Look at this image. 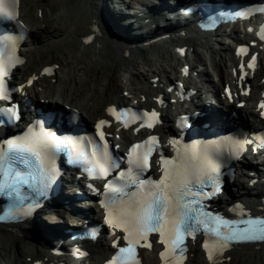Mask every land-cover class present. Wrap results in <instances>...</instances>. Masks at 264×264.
<instances>
[{"label":"snow or ice","instance_id":"6c2138e0","mask_svg":"<svg viewBox=\"0 0 264 264\" xmlns=\"http://www.w3.org/2000/svg\"><path fill=\"white\" fill-rule=\"evenodd\" d=\"M258 10L264 11V8ZM17 15L16 0H0V17L16 19ZM258 35L264 40V25ZM17 46L14 36L0 34V99L3 100L10 99L6 77L16 64L23 62L17 54ZM238 51L244 52L245 49ZM248 67H253L252 62H249ZM44 71L51 74L52 70L46 68ZM184 71L187 72V69ZM31 83L32 80H29L28 84ZM23 88L24 85H20V90ZM260 106L264 108V101ZM3 111L9 114L8 121L0 118V124L21 118L15 105ZM107 111L118 120L121 119L115 108L109 107ZM143 118L145 125L152 128L158 121V113L145 111ZM135 119L139 117L134 116L133 122ZM180 119L184 121L187 117ZM108 123L107 120H100L95 126L96 135L103 143L98 144L89 138L90 154L77 151L72 162L81 165L90 176L98 175L101 178H107L113 170H119L104 185L103 198L100 200L105 213L104 222L111 229L123 233L126 242L125 247H118L109 264H139L137 246L150 248L149 237L152 233L159 235V243L164 246V251L160 253L164 264H181L186 251V238H194L201 231L207 237L203 248L210 262L217 254H223L232 243L264 241V217L252 216L241 209L237 219H226L204 210L203 199L219 192L221 182L222 165L214 158L211 148L195 143L184 145L181 149L176 147L178 141L172 140L170 143L174 145L176 155L166 158L161 154L160 179H144L157 145V137L150 136L146 141L133 145L128 153V168L120 169L105 139L103 128ZM124 126H128L127 120ZM252 142H237L231 154L240 155L246 145ZM5 144L6 147L0 145V193L20 198L23 195L22 186L35 185L42 196L46 195L58 174L53 154L58 149L67 148V143L52 133L43 130L37 133L29 128L23 135H17ZM261 146H264V137L257 145ZM69 155L73 156V153L70 151ZM18 165H22L24 170ZM207 186H211L213 191L204 192ZM118 240L117 235L113 244L117 245Z\"/></svg>","mask_w":264,"mask_h":264},{"label":"bare ground","instance_id":"6f19581e","mask_svg":"<svg viewBox=\"0 0 264 264\" xmlns=\"http://www.w3.org/2000/svg\"><path fill=\"white\" fill-rule=\"evenodd\" d=\"M39 1L41 2L42 0H37V3H35L36 16L34 15L32 18L34 20L31 21V26L26 21L31 31L30 41L24 44L23 47L28 59L18 73L22 75L26 74L27 76L32 74V72L38 73L44 64H49L56 60L57 50L52 47L58 42L60 45L64 44L65 46H71L77 49L84 45L82 49H86L87 52L90 53V60L94 59V61H97L100 65L95 68V71L91 70L86 72L85 77L80 76L76 68H73L76 69L74 73L72 72L73 69L69 68L71 69L69 71L71 74H67V79L70 84L73 85L72 88L67 86L64 87L65 83L62 82H58L57 87H55L54 84H49V87L45 90L44 96L48 98L49 101H51L50 95L52 92L60 91L63 100L74 105H82L81 109H84L88 116L94 117L96 114L102 113L104 102L119 97L118 92L120 88L117 82L124 76L123 74L121 75V73L126 71L129 66L134 65L138 59L142 60V67H148V71L152 70V74L148 76V80H146L147 78H140L146 73L140 72L137 68H134L133 72L129 71L131 77L138 78L139 76V79L144 81L140 89L133 88L134 94L135 96H139V93H150L152 89L150 79L158 75L156 71L165 73L168 59L172 61L173 68L177 71V65L180 60L177 54L173 52V50H170L169 45H166L167 42L172 45L173 43L178 44L176 46L184 43L193 46V53L197 58H199V52L196 42L200 41L205 43L210 57L215 62V69L218 77L226 80L229 75L226 70L227 62L222 60L223 54L229 50L227 44L224 42L219 45L223 54L218 55V58L216 56L217 54H215L212 49V45L209 44V39L205 35H198L194 31H189L186 36H179L177 34L175 36L171 35L168 41H165L166 39H160L156 42H152L150 40L160 33H156V31L152 29L149 32H144L143 27L146 25L141 27L127 25L124 22L121 24L118 19L119 16L112 7L110 0H64L63 7L68 13L69 19L67 26L64 27V29L57 27V29L52 32H44V35L39 33L40 35H38L37 31L42 32L44 28V26H42V20L38 18V8L41 4ZM48 5L52 12H57L59 6L56 4ZM49 22L50 20H48V23ZM119 32L122 34H118ZM89 34L94 36L90 44L83 41V38ZM135 49L136 51H133ZM70 53L75 55L73 52ZM154 60H156L158 65L156 68L150 69V66L155 62ZM228 60H230V58L227 59V61ZM78 63L86 65L82 60ZM205 69L206 67L204 68L205 72L208 71ZM125 80L126 78H122L120 81L122 86L126 83ZM43 81H47V79ZM60 84L62 85L60 86ZM255 100L256 98L253 96L247 98L248 102L244 109L241 110L240 114L243 119L246 115L255 116L253 110L254 105H249L251 102L254 103ZM243 175L244 173H242V177L245 178V175ZM259 178L263 179V181L260 180L258 184L254 186L249 185L250 177L237 182L238 188L241 189L252 202L250 208L253 210L261 206L260 197L264 195V173H261ZM47 218L53 220L51 216H47ZM40 225V222H37V220L26 221L11 226L0 224V262L3 261L6 264H29L28 258L35 259L37 257L42 258V256H47L50 247L47 245L48 240L38 232L40 227L42 228ZM92 246L103 253L108 251V247L102 241ZM190 251L191 257H189L187 264H209L204 260L198 244L192 246ZM12 254L13 256H11ZM226 256L228 260L220 264H264V242L259 245H235ZM91 264L96 263L92 261ZM143 264H157L155 255L146 253Z\"/></svg>","mask_w":264,"mask_h":264},{"label":"rangeland","instance_id":"374dc122","mask_svg":"<svg viewBox=\"0 0 264 264\" xmlns=\"http://www.w3.org/2000/svg\"><path fill=\"white\" fill-rule=\"evenodd\" d=\"M35 3H37V0H24L23 1L22 13H23L24 17L28 18L30 21L34 20V19H32L34 17V15L36 16V13H35L36 12V5H35ZM40 3H41L40 4V8H41V10L43 12V15H45L47 19H45V16L42 17V19L40 18L41 16L39 17L40 20H42V24H43L42 26H44V28L45 27L46 28L45 29L43 28L42 32L37 31L38 30L37 29L36 31H37L38 35H40V34L44 35V32L45 33L52 32L53 30L57 29V27L61 28V29H64V27L67 26V22H68L69 19H68V15H67L68 13L65 11V9L63 7L64 0H42ZM48 4H50V5L51 4H56L57 6H59L58 9H57V12L56 11L52 12L50 10V8L48 7L49 6ZM47 20H50V22H49L50 24L48 22H45ZM53 46L54 47H52V48L57 50L56 51V53H57L56 62H58L60 64V66H61L60 73L66 79L68 78L67 74L68 73L71 74L69 71L71 69H73V68H76L79 71L78 74L80 76L85 77L86 76V72H89L91 70L95 71V68L100 66L97 63V61L96 62L94 61V59L90 60V58H91L90 53L87 52L86 49H82V47H84V46H82L81 48L77 49L75 47L65 46L64 44L60 45L59 42L56 43ZM70 52H73L75 55L71 54ZM81 60L84 61L86 63V65L83 64V63H78ZM154 61L155 62H153L154 64L152 63L153 65L150 66V69H154V68L157 67L158 63L156 62V60H154ZM167 62L171 63L172 61L170 59H168ZM142 66H143L142 60L138 59L134 65L129 66V68L126 69V71H123V73H121V75L123 74L124 76H122L117 82V85L119 86V88L122 89V87H123L121 85V82H120L122 80V78H124V79L126 78V80H125L126 83H124V87L127 86V85L130 86V85L135 84L138 81H140L139 76H138V78L130 76L129 71L133 72L134 68H137V70H139L142 73H146V74H143V76H142L144 78L147 77V75L151 74L152 70L148 71V69H147L148 67H145V66L142 67ZM69 68H71V69H69ZM83 69H84V71H83ZM65 72H67V73H65ZM142 77H140V78H142ZM11 256H13V254ZM2 263H4V262L1 261L0 264H2Z\"/></svg>","mask_w":264,"mask_h":264}]
</instances>
